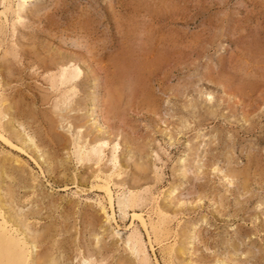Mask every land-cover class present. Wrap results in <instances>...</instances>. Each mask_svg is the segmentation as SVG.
<instances>
[{
  "label": "rangeland",
  "instance_id": "1",
  "mask_svg": "<svg viewBox=\"0 0 264 264\" xmlns=\"http://www.w3.org/2000/svg\"><path fill=\"white\" fill-rule=\"evenodd\" d=\"M1 1L0 223L30 261L140 264L133 236L147 264H264V0Z\"/></svg>",
  "mask_w": 264,
  "mask_h": 264
},
{
  "label": "bare ground",
  "instance_id": "2",
  "mask_svg": "<svg viewBox=\"0 0 264 264\" xmlns=\"http://www.w3.org/2000/svg\"><path fill=\"white\" fill-rule=\"evenodd\" d=\"M3 1V0H2ZM1 1V2H2ZM5 1V0H4ZM29 0H17V12L18 15H23L24 14V9L26 6V3ZM6 3V2H3ZM6 5V4H5ZM9 5V4H8ZM3 12V10L1 11ZM9 12V11H8ZM4 13V12H3ZM5 16V15H4ZM7 17V16H6ZM72 61V60H71ZM70 66V65H69ZM55 67V66H54ZM56 68V67H55ZM75 71V70H74ZM57 73V72H56ZM79 72L76 70L75 72H69L68 70L64 69L61 73L60 78H58L62 84L67 83L71 80H74L76 77H78ZM53 80L52 82V86L55 87L56 86V78H52ZM139 84V83H138ZM65 85V84H64ZM128 85V84H127ZM134 85V84H133ZM123 86V85H122ZM116 87V86H115ZM121 87V86H120ZM77 89V88H76ZM114 93V92H113ZM118 93V92H117ZM116 94V93H115ZM114 96V95H113ZM111 97V96H110ZM6 99V98H5ZM116 100V99H115ZM69 101V100H68ZM119 101V100H118ZM9 110V109H8ZM12 111V110H11ZM24 112V111H23ZM10 125V124H9ZM75 127V126H74ZM79 127V126H78ZM4 128V127H3ZM101 128V127H100ZM5 129V128H4ZM3 129V130H4ZM4 132L6 133V131L4 130ZM0 138L3 139L5 142L11 144L12 146L13 143L12 141L7 137V135H5L4 133L0 132ZM26 139V138H25ZM30 139V138H29ZM24 140V139H23ZM81 141V140H80ZM107 142V141H106ZM88 143V142H87ZM112 143V142H111ZM75 144V143H74ZM77 144V143H76ZM69 145V144H68ZM70 146V145H69ZM67 146V147H69ZM75 146V145H74ZM30 148V147H29ZM76 148V147H75ZM87 147H84L83 145L80 146V143L77 145V158L79 160V162L84 161V160H91L93 157H96V153H98V158H100V151H101V147L94 149L92 148V150H88L86 149ZM71 151V150H70ZM114 151V150H113ZM35 152V151H34ZM116 152V151H115ZM95 155V156H94ZM117 156V155H116ZM45 158V157H44ZM76 158V159H77ZM109 158V157H108ZM48 161V160H47ZM94 161V159H93ZM100 161V159H99ZM118 162V161H117ZM20 164V163H19ZM101 164V163H100ZM99 164V165H100ZM122 167V166H121ZM102 168V167H101ZM115 168V167H114ZM99 171H101L102 169L98 168ZM2 170V169H1ZM95 170V169H94ZM149 170V169H148ZM147 170V171H148ZM96 171V170H95ZM94 171V172H95ZM5 172V171H4ZM3 175V174H2ZM104 175V174H103ZM120 175V174H118ZM124 175V174H123ZM261 175V174H260ZM1 176V175H0ZM121 176V175H120ZM143 176V175H142ZM103 177V176H102ZM118 177V176H117ZM98 178H100L98 176ZM124 178V177H123ZM101 179V178H100ZM119 180V179H118ZM115 181V178L113 176V174H108L106 173L105 177H104V184L99 185V187L105 192L109 204H110V208L112 213L109 214L107 211H105V215L107 217L108 221H111L112 219L115 220V203H117V207L119 208V210L121 211V213L123 214L124 218L127 217L128 215V211L130 208H133L135 206H137V197L136 195L132 194V192L130 193L129 196H127L126 192L124 190H119V192L117 194H115V191L113 189V185L114 186H121V179L119 181ZM246 181V180H245ZM103 182V180H102ZM124 182V181H123ZM149 182V181H148ZM98 185V184H96ZM5 186V185H4ZM138 187V186H137ZM173 191V190H172ZM16 192V191H15ZM9 193V192H8ZM135 193V192H134ZM174 192H171V194H173ZM5 194V193H4ZM140 194V192H139ZM170 194V195H171ZM176 194V193H175ZM166 195V194H165ZM13 198V197H12ZM2 199V197H1ZM4 199V198H3ZM14 199V198H13ZM2 201V200H1ZM11 201V200H10ZM166 203V202H165ZM184 203V202H183ZM2 204V203H1ZM8 204V203H7ZM14 204V203H13ZM6 205V204H5ZM103 210V209H102ZM105 210V209H104ZM162 211V210H161ZM23 215V214H22ZM3 216V215H2ZM35 216V215H34ZM161 216V214H160ZM159 216V217H160ZM10 217V216H9ZM94 217V216H93ZM162 217V216H161ZM4 218V216H3ZM29 218V217H28ZM133 218L135 220H138L139 222H141V225L144 227V229L146 230V232L148 233V237H150L151 239V233H150V229H149V223L148 220L144 217L143 213H137L134 212L133 213ZM17 219V218H16ZM90 219V218H89ZM160 219V218H159ZM163 219V218H162ZM6 220V219H5ZM24 220V219H22ZM8 221V220H7ZM12 221V220H11ZM10 221V222H11ZM29 221V220H28ZM6 222V221H5ZM15 222V220H14ZM18 221H16L17 223ZM20 222V220H19ZM26 226H27V221H25ZM160 222V221H159ZM164 222V221H161ZM166 222V221H165ZM7 223V222H6ZM13 223V221H12ZM14 224V223H13ZM20 225L22 224L19 223ZM18 224V225H19ZM15 226V225H14ZM25 226V227H26ZM162 226V223H161ZM165 226V225H164ZM8 227V226H7ZM51 227V226H50ZM151 227V226H150ZM153 227H155L153 225ZM17 228V226H16ZM195 228V227H194ZM28 229V228H27ZM14 230V229H13ZM18 230H19V226H18ZM15 231V230H14ZM21 231V230H20ZM26 230H24L25 232ZM157 232V231H156ZM160 232V231H159ZM19 233V231H18ZM27 233H30V231H27ZM31 234V233H30ZM114 234V233H113ZM24 235V234H23ZM199 236V235H198ZM27 238V237H26ZM31 237L28 238V240ZM38 238V237H37ZM40 240V238H39ZM32 247L36 248L37 247V239H33L32 240ZM30 243V242H29ZM37 243V244H36ZM129 243L131 245L130 248H133L136 251V255H141L142 254V259L140 264H147V256H146V252H145V248L141 242L140 239H137V237H133L131 236L129 238ZM27 243V239L24 240L23 242H20L19 240H17L15 237H13L8 229L4 226V224H2V222L0 223V264H37V262H31V251L30 248L31 247H26ZM30 245V244H29ZM128 245V244H127ZM31 246V245H30ZM152 246V245H151ZM47 247V246H46ZM153 250H154V246H152ZM80 251V250H79ZM180 252V251H179ZM57 256V255H56ZM81 256V255H80ZM81 258V257H80ZM183 258V257H182ZM54 259V258H53ZM45 260V259H44ZM180 260V259H179ZM83 261V260H82ZM232 261V260H231ZM40 262V261H39ZM45 263V262H43ZM47 263V261H46ZM45 263V264H46ZM84 264H95L93 262H88L86 260H84L83 262ZM97 263V262H96ZM194 263V262H193ZM216 264H226L224 261H218Z\"/></svg>",
  "mask_w": 264,
  "mask_h": 264
}]
</instances>
